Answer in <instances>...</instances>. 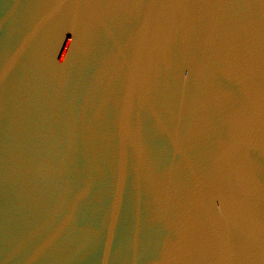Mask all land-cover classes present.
<instances>
[{
	"label": "water",
	"instance_id": "95a60500",
	"mask_svg": "<svg viewBox=\"0 0 264 264\" xmlns=\"http://www.w3.org/2000/svg\"><path fill=\"white\" fill-rule=\"evenodd\" d=\"M0 264H264V0H0Z\"/></svg>",
	"mask_w": 264,
	"mask_h": 264
}]
</instances>
